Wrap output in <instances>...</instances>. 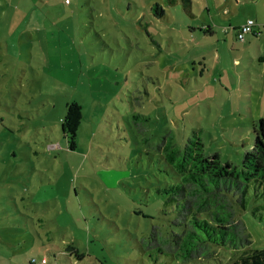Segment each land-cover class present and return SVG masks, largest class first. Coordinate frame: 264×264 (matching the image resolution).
<instances>
[{
	"label": "rangeland",
	"instance_id": "obj_1",
	"mask_svg": "<svg viewBox=\"0 0 264 264\" xmlns=\"http://www.w3.org/2000/svg\"><path fill=\"white\" fill-rule=\"evenodd\" d=\"M38 1L13 25L0 9V264H151L141 242L172 219L158 214L151 146L195 135L239 167L264 118V0H193L197 20L179 5L156 17L161 0ZM248 19L257 35L238 41L232 25ZM72 102L74 150L61 131ZM246 208L251 247L264 249V203Z\"/></svg>",
	"mask_w": 264,
	"mask_h": 264
},
{
	"label": "trees",
	"instance_id": "obj_2",
	"mask_svg": "<svg viewBox=\"0 0 264 264\" xmlns=\"http://www.w3.org/2000/svg\"><path fill=\"white\" fill-rule=\"evenodd\" d=\"M182 11L186 16L192 15L191 0H182ZM151 13L166 19L157 3L151 6ZM201 31L210 35L208 29ZM134 119L150 118L135 115ZM81 120V106L76 102L68 104L61 131L70 150L75 149ZM251 135L250 150L242 155L239 167L223 162L217 153L207 156L203 142L195 135L182 149L174 144L171 132L151 146L155 155L152 159L150 154L149 162L165 179L154 187V196L164 205L158 214L164 218L172 216L165 229L152 226L141 242L151 264H163L161 260L170 264H264V249L251 247L241 220L248 198L264 203V118L252 124ZM146 201L147 198L145 204ZM32 260L29 263L35 264L36 260Z\"/></svg>",
	"mask_w": 264,
	"mask_h": 264
},
{
	"label": "crops",
	"instance_id": "obj_3",
	"mask_svg": "<svg viewBox=\"0 0 264 264\" xmlns=\"http://www.w3.org/2000/svg\"><path fill=\"white\" fill-rule=\"evenodd\" d=\"M41 3H42V6H43V9H52L53 7H57V8H62V7H65V6H68L70 4H67L66 2L63 3L61 2V0H40ZM168 5H164V0H161L164 8V14L166 16V19H167V7L168 9L171 8V7H176L177 5H179V9H181L180 13L177 14L178 18L179 19H190V20H197L198 16H196L193 11H192V8H193V3L194 1L191 0V16H186L184 15L183 11H182V0H166ZM22 4H25L26 6V9L30 10V11H33L32 9L34 8L35 10H37V7H38V4H40V2L38 0H0V9H5L6 10V13L9 14L10 16V21H9V25H13L17 22V17L18 15L21 13V5ZM220 4V3H219ZM229 10V9H228ZM202 11L203 12H208L209 11V6L207 4V2H205V5L202 7ZM6 13H2L0 12V22L2 21V18L4 17V15ZM229 13V12H228ZM170 17V16H169ZM169 19V18H168ZM250 20V19H248ZM247 20V21H248ZM246 22V20L242 21L240 25H232V30L234 32V36L236 37V34H237V30L239 29V27L241 25H243L244 23ZM201 30H206L208 29L210 31V35L209 36H212L214 34V32H212L209 27H205L202 23H201ZM199 29V31H200ZM257 29V28H256ZM255 29V27L253 28V33H252V36L255 37L257 35V33L255 31H257ZM190 30L192 31V28H190ZM194 31V29H193ZM201 33L203 34V32L201 31ZM225 33H227L225 31ZM5 35V33L1 30L0 28V40L1 38ZM245 39V37H244ZM251 42V40H250ZM46 258V257H44ZM9 264H12L11 262H9ZM47 264V263H46Z\"/></svg>",
	"mask_w": 264,
	"mask_h": 264
},
{
	"label": "built area",
	"instance_id": "obj_4",
	"mask_svg": "<svg viewBox=\"0 0 264 264\" xmlns=\"http://www.w3.org/2000/svg\"><path fill=\"white\" fill-rule=\"evenodd\" d=\"M254 25H255L254 22L251 20H248L243 25H241L239 29L237 30L236 39L238 41H244V37L253 32ZM32 262L34 261L32 260ZM41 263L42 264L45 263V258L41 260Z\"/></svg>",
	"mask_w": 264,
	"mask_h": 264
}]
</instances>
